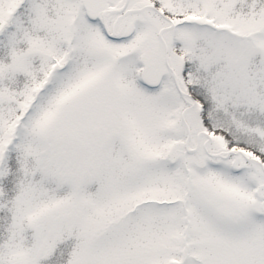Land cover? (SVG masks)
Listing matches in <instances>:
<instances>
[{"label": "snow or ice", "instance_id": "6c2138e0", "mask_svg": "<svg viewBox=\"0 0 264 264\" xmlns=\"http://www.w3.org/2000/svg\"><path fill=\"white\" fill-rule=\"evenodd\" d=\"M0 264H264V0H0Z\"/></svg>", "mask_w": 264, "mask_h": 264}]
</instances>
